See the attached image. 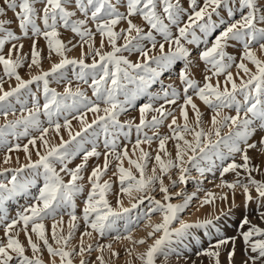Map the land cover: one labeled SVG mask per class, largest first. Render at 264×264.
Instances as JSON below:
<instances>
[{"label":"snow or ice","instance_id":"6c2138e0","mask_svg":"<svg viewBox=\"0 0 264 264\" xmlns=\"http://www.w3.org/2000/svg\"><path fill=\"white\" fill-rule=\"evenodd\" d=\"M37 3L41 6L37 7ZM69 4L73 7L70 8ZM6 10L14 13L23 37H29L30 34L31 37L42 36L47 42L48 58L51 59L55 53L60 59L53 62L48 70H41L30 75L29 79H24L18 70L25 65L29 69H39L43 59L41 51L33 39L30 57L25 55L22 52L24 45L19 43L21 36L11 30L13 21L0 19V115L4 118V123L0 124V148H6L3 157L5 165L11 160L9 154L21 148L27 160L18 167L0 168V176L5 177L0 179V226L3 227L0 264H57V260L59 264H74V255L80 257L79 264H86L85 253L90 254L93 248L91 244H84L83 237H92L93 232L101 237L115 232L114 241L131 242L132 247L127 249L129 256L135 252L141 264H156L157 257L166 255L174 239L182 240L189 229L205 228L220 219V216H215L195 223L181 220L178 228L171 227L179 214L190 207L196 193L184 195L183 191L171 192L170 188L188 183L190 167L201 175L206 170L211 171L200 166V161L209 159L210 155L222 161L232 158L221 168V178L229 172L239 177V170L244 171L247 182L237 179L229 183L222 179L218 187L231 190L233 204L235 192L239 188L246 205L253 201L257 203L259 219L264 221V180H257L252 175L253 172L264 174V169L254 165L249 155L250 150L264 155V134L258 140L252 139L257 132L264 133V59L257 54H264V0H189L188 8H184L180 0H126L125 13H121L112 0H3L0 16ZM77 13L81 14V18L73 19ZM134 16L143 20L147 30L133 22ZM38 21L42 22L43 27ZM122 21L127 27L116 31V26ZM90 22L95 32L89 28ZM60 27L78 35L82 49L87 45V52L82 51L80 58L67 56L70 49L60 39ZM97 33L101 37L99 48L94 44ZM105 38L110 47L108 51L103 50ZM120 40L123 43H118ZM233 41L242 45L239 62L226 50ZM187 45L204 46L198 58L206 67H210L203 83L190 73L191 50ZM6 47L8 50L5 52ZM132 55L136 56L135 60L129 58ZM88 56L91 57V63L85 61ZM178 61L184 62L177 73L182 87L177 90L171 85L163 86L160 78L170 73ZM246 61L255 66V71L248 67ZM69 66H72L78 81L89 85L94 99L80 87L73 89L71 81L64 86L63 92L50 86L51 79L57 82L65 79ZM233 66L237 69L235 75L230 70ZM241 71L244 75H241ZM222 75L223 80L220 79ZM4 77L9 81L14 78L15 85L9 84L5 90ZM34 83L42 93V104L39 96L29 89ZM158 83L161 85L160 90L150 92L152 86ZM129 85L135 87L130 88ZM21 90L30 92L32 106L27 107L22 103L19 109L21 114L17 117L12 98L19 102ZM141 95L146 96L148 102L139 106V122H122L121 114L126 113ZM121 96L123 99H120ZM194 97L212 110L208 128L203 126V113ZM181 99L182 103H178ZM69 100L71 103H68ZM160 101L163 102L158 103ZM166 105L179 109L183 123L178 122L174 110L166 108ZM226 108L233 109L235 114H225L223 110ZM88 113L93 117L90 122ZM149 113L155 114L148 119ZM10 114L15 118L9 119ZM41 115L47 118V127L43 126ZM69 115L72 119L68 118ZM61 116L63 123L60 122ZM169 117L167 127L170 135L160 137L157 132L148 135L143 131L145 128H157ZM72 120H77L80 125L74 133ZM62 128L68 130L69 139L65 140L61 136L58 144L50 143V130L59 135ZM225 128L227 132L223 131ZM133 129L136 133L134 142L131 140ZM31 130L38 132V135L31 136L28 143L10 144L9 136L16 139L28 137ZM89 134L94 137L91 141L87 140ZM120 134L131 144V154L128 144H118ZM101 135L105 148L104 165H97L88 175L90 189L84 201L82 216L78 217L74 196L84 191V185L79 182L84 179L82 172L89 158L102 155L96 146ZM156 138H159L158 151L154 156L151 174H148V163L153 157L142 145L150 146ZM169 141L174 142V157L167 149ZM38 142L44 151L37 149V159L32 160L29 145L35 148ZM89 142L92 147L85 148L84 144ZM73 144L75 147L70 148ZM222 145L227 149V154L221 151ZM137 152L139 155L133 159ZM236 155H239L240 162L236 161ZM77 156L81 157V162L69 168L68 163ZM110 157L118 162L117 172L113 173L118 175L119 181L115 208L107 199V194L112 191V183L109 180L101 182ZM125 160L128 161L127 168L123 166ZM172 169H178L176 179L171 176ZM26 170L31 178L21 179ZM165 177L168 178V184L165 183ZM41 178L42 184H39ZM32 187H37L33 202L23 207L15 218L9 219L5 203L15 197L28 195ZM157 189L162 194L161 199L152 195ZM253 189L256 197L252 195ZM125 196L129 199L130 207L123 205ZM174 196H184L183 202L172 203ZM215 199V194L208 192L201 206L214 204ZM220 199L227 200V193ZM66 208L71 210L68 212V231L64 234L61 213ZM134 209L137 210L135 216L132 215ZM157 213L160 220L152 223L151 216ZM221 213L227 214L223 209ZM58 215L60 219L57 221L55 217ZM48 217L54 218L51 226L54 244L49 242L44 223ZM141 219L147 220L145 227L151 231L147 232L146 237L136 239L133 231ZM80 220L85 226L80 246L78 249L69 248V241ZM118 221H123L122 229L117 227ZM239 228L237 236L217 239L196 255L208 257L210 264H221V252L231 244L226 259L228 264H233L236 240L240 239L249 253L242 264H264V227L244 216L239 221ZM21 232L26 237V244L19 238ZM148 239H152L151 244H148ZM137 244H147V247L143 252H136ZM26 247H30L31 255L26 254ZM106 247L113 256L118 255L111 243ZM104 248V245L98 246L101 252ZM44 250L48 253V261L43 258ZM97 259L100 264H105L102 255ZM128 264H132V261H128Z\"/></svg>","mask_w":264,"mask_h":264},{"label":"rangeland","instance_id":"374dc122","mask_svg":"<svg viewBox=\"0 0 264 264\" xmlns=\"http://www.w3.org/2000/svg\"><path fill=\"white\" fill-rule=\"evenodd\" d=\"M182 6L184 8L189 7V0H180ZM112 3L116 4L119 11L121 13L126 12V0H112ZM0 6H3V0H0ZM41 5L37 3V7H40ZM70 8L73 7L72 4L68 5ZM75 18H81V14L77 13V17ZM216 17L214 16V19ZM238 18V17H237ZM0 19H10L13 21V23L10 25L11 30L15 32L17 35L21 36V40L19 43H22L24 45L22 52L30 57V49L33 42V39L37 41V48L41 51V56L43 57L41 61V67L32 69H29L26 65L22 66L18 71L20 75L24 79H29L30 75H35L41 70H48L53 62H58L60 59L59 56H57L55 53H53L51 59L48 58V48H47V42L46 40L40 36V37H31V34L29 37H23L21 30L18 27V22L16 21V18L14 16V13L11 10H6L5 14L0 16ZM133 22L139 24L141 27H145V30H147L145 23L139 16L132 17ZM186 19V17H185ZM38 24H40L41 27H43L42 22L38 21ZM127 25L125 22H121L118 24L115 28L116 31H119L122 28H126ZM89 28L95 32L94 25L90 22ZM60 31V39L65 42V44L69 47V51L67 52V56L69 58H80L81 52H87L88 47L85 44L83 49L80 47V44L82 41L80 40V37L73 33L70 29H65L63 27L59 28ZM172 31L175 33L176 29L173 27ZM157 39L159 40L160 37L157 36ZM100 40L101 37L97 33L94 37V44L95 47H100ZM118 43H123L122 40L118 41ZM72 45H76V47H72ZM230 47H228L226 50L230 55H233L236 57L237 62H239V58L242 54V45L233 41L231 42ZM191 50V57L192 65L190 66V73L194 79H196L198 82L203 83L204 76L208 71V67L204 64L203 61L199 60L198 54L199 51L203 49V45H200L199 47L193 46V45H187ZM7 47L5 48V52L7 51ZM104 51L110 50V47L108 46L105 38V47L103 49ZM167 50V46H166ZM125 55H128V53H124ZM262 59H264V54L257 53ZM130 59L135 60L136 56L132 55L129 56ZM86 63H91V57L88 56L85 58ZM248 63V67L255 71V66L251 63ZM184 66L183 61H178L176 65L173 66V69L170 73H165L160 79L163 82V86L167 87L171 85L172 87L177 88L179 90L182 86L180 85V82L177 79V73L180 68ZM78 70V68H77ZM233 74L235 75L237 72L236 67H232L230 69ZM0 75H2V66H0ZM241 75H244L241 71ZM221 80H223V75L220 77ZM5 83L4 88L5 90L8 89L9 84L12 86L15 85L14 78L9 81L7 77H4ZM68 81L72 82V87L75 89L76 87H80L83 89L87 96L92 97V89L89 87L88 84H85L81 81H78L75 78V74L73 72L72 66H69L66 73H65V79L61 82H57L54 79L50 80V86L57 89L58 92H63L64 86L67 84ZM237 83H239V77H237ZM90 84V80H89ZM42 87V85L40 86ZM130 88L135 87L134 85H129ZM161 85L155 84L152 86V88L149 90L150 92H157L160 90ZM29 89L31 93H36L40 98V103H43V96L40 91H38V85L32 84L29 86ZM191 94V93H190ZM120 99H123V96L120 97ZM195 103L198 105L200 111L203 113V121H204V127L208 128L210 127V118L212 115V110L208 108L205 104H203L202 101H200L198 98L194 97ZM147 97L144 95H141L137 98V100L134 102V105L131 107H128L127 112L121 114L120 119L121 121H127V120H134L136 123L139 122V106L142 103H146ZM163 101H160L158 103H162ZM12 103L16 107V116L18 117L21 113L19 111L21 104H26L27 107H31V95L29 91L21 90V95L19 97V102L16 98H12ZM68 103H71V100L68 101ZM178 103H182V99L178 101ZM158 106V104L156 105ZM166 108H171L174 110L175 114L178 117V122L183 123L182 119L179 116V109L175 106H169L166 105ZM225 114L234 115L235 112L233 109H224L223 110ZM190 113V119L192 117L191 109L189 108ZM155 113H149L148 119L151 118L152 115ZM15 117L11 114L9 115V119H14ZM69 119H72L71 115L68 117ZM92 114L88 113L87 119L89 122L92 119ZM40 120L43 123V126L47 127V118L44 115L40 116ZM60 122L63 123V116L60 117ZM4 123V118L2 115H0V124ZM170 123V117L165 120L163 124L158 126L157 128H145L143 131L147 132L148 135H152L153 132L159 133V136H166L170 135V129L167 127V124ZM80 128L79 122L77 120H72V131L73 133L78 131ZM22 130V129H21ZM224 132H227L228 129H223ZM264 134L257 132L252 139L258 140L259 137ZM38 135V132L35 130L30 131V135L28 137H20L19 139H16L13 136H9L8 140L10 144L20 143L21 145H24L28 143V140L31 138V136ZM63 137L65 140L69 139L68 136V130L62 128L59 135H57L53 130H50L48 133V139L50 143L52 144H58L60 142V137ZM136 138L135 130L133 129V132L131 134V140L134 142ZM191 139V137H188ZM94 139L93 136L90 134L87 136V140L91 141ZM158 143L159 138H156L152 141V144L149 146L148 144L142 145L145 151H148L152 154L153 159L149 161L148 167H147V173L151 174L152 166L155 164L154 156L156 152L158 151ZM118 144L123 146L124 144H128L130 154H131V144L128 140L124 139L123 135L120 134ZM97 150L102 153L99 157H90L87 163L86 168L83 170L82 175L84 179L80 181L79 183H82L84 185V191L82 193H77L74 196V201L76 204V215L78 217L82 216V209L84 206V201L87 196V192L90 189V185L88 183L87 177L91 173L92 169L96 167L97 165H100L101 167L104 165V156L103 153L105 152V148L103 146V135L99 137V140L97 142ZM70 148H74L75 145H70ZM85 148L90 149L92 147V144L85 143ZM29 149L31 151V158L32 160L37 159L36 151L39 149L41 152L44 151L43 147L40 146V143L38 142L36 147L29 145ZM167 149L169 152L172 153L173 157L175 156V149H174V142L169 141L167 143ZM221 151H223L225 154H227V149L224 148V146H221ZM6 153V148H0V168L3 167H18L20 164H24L27 162L26 160V154L23 152L22 148L20 150H14L9 155L11 156V160L9 164L5 165L3 163V157ZM139 153L137 152L136 155H134L132 158L136 159ZM249 155L252 157V163L254 165H260L262 169H264V155L259 154L256 151L249 152ZM18 158V160H17ZM110 163L108 165V169L106 173L101 177V182L104 180H109L112 183V191L107 194V199L109 200V203L112 207H117L116 201H117V195L116 193L119 190V181H118V175H114L113 173L117 172L116 164L118 163L114 158H109ZM231 157H229L228 160H220L218 157L214 155H210L209 159L207 160H201L200 166L205 169H211V171H205L203 175L199 171H197L194 168H191L188 173L189 180L188 183L185 185L178 184L176 187L170 188L171 192H184V195H190L193 192L196 193L194 199L191 202V205L188 209H186L184 212L179 214L178 220L173 221L171 227L178 228L180 226V221L183 220L187 223H195L198 220H204L206 218H212L215 216H220L219 220H215L213 225L207 226L205 228H193L188 230V234L183 237L182 240H173L172 244L170 245V248L166 250V255H159L156 259V264H210V260L206 256H197L196 253L198 251H202L203 249H206L209 247L210 243H215L217 239L227 238V237H235L238 235V232L240 231L239 228V221H241L244 216H247L249 220L252 221V223H255L261 227H264V221H261L259 219L258 214V205L256 202H248L247 205L244 201V196L241 192V190L238 188L235 192V203H232L233 195L230 189L219 186L221 185V180L227 181L229 183L239 179L241 182H247L246 181V174L243 170H239L241 175L239 177L236 176L234 172H229L224 175L223 178L220 177V170L223 166H225L228 162L231 161ZM235 159L237 162H240L239 155L235 156ZM81 162V157L77 156L76 158L72 159L68 163L69 168H74L77 164ZM125 168L129 167L128 161H124ZM59 168V165L57 166ZM135 172V169H133ZM10 173L8 174V178H10ZM62 175H64L62 173ZM252 175L257 180H264V174L261 172H253ZM171 176L173 179H176L178 176V169H172L171 170ZM28 178L30 179V173L26 170L25 173L21 175V179ZM67 176L65 175V180H67ZM0 179H5L4 176H0ZM165 183L168 184V178L165 177ZM39 184H42V178L39 181ZM39 186V185H38ZM37 186V187H38ZM37 187H32L28 190V195H21L18 197L13 198L10 201H7L4 205V208L6 209L7 216L9 219L15 218L17 213L23 210V207L27 206L28 204L32 203V197L37 194ZM212 192L215 194L216 199L214 204H203L201 206V202L204 199L206 193ZM225 193L228 195L227 200L220 199L221 196H223ZM156 197V199H161L162 194L158 191V189L152 193ZM253 197H256L257 194L255 190H252ZM184 199V196L180 197H173L172 203H182ZM147 203V202H146ZM123 205L124 207H130V202L128 197H123ZM221 209H223L225 214L221 213ZM231 209V211H229ZM70 208H66L61 215H63V230L64 234H67L68 231V221H69V215L68 212L70 211ZM144 209H140V211H143ZM137 214V210L134 209L132 212V215L135 216ZM53 217H48L45 219L44 223L46 225L47 234L49 237V242L54 244V241L51 240V226L53 223ZM55 219L58 221L60 219V216H56ZM160 215L154 214L151 216L152 223L159 222ZM147 223V220L141 219L140 223L134 228L133 236L136 239H140L141 237H146L147 232L151 231L150 228H146L145 224ZM118 228H123V221L117 222ZM247 229V226H245V230ZM90 230V229H89ZM19 231V229H17ZM59 231V229H58ZM85 231V226L83 224V221H79L78 228L74 231V234L69 241L68 247L69 248H79L80 246V240H81V234ZM116 235L115 232L111 234H106L105 236L101 237L98 233L93 232L92 237H83V241L85 245L91 244L93 250L91 253H85L84 259L86 261V264H100L99 260L97 259L98 256H103L105 264H128V261H132V264H141V262L136 258V253L134 252L131 256H129L127 249L131 248V242L127 240H120V241H114L113 237ZM159 235V234H158ZM3 237V227L0 226V238ZM20 240L27 243L26 237L23 232L20 233ZM33 239L35 240L36 237L33 236ZM111 243L113 250H115L118 255L113 256L109 250L107 249V245ZM152 243V239H148V244ZM99 245H104L105 248L103 252L98 250ZM231 244L227 246L222 252H221V264H228V261L226 259V252L231 248ZM236 255L233 258V264H242V262L248 258L249 253L245 250V246L243 245L242 240L237 239L236 240ZM147 247V244H137L135 246L136 252H143ZM26 254L31 255V249L30 247H26ZM43 258L45 261L49 260V256L46 250L43 251ZM74 264H79V256H73ZM57 264H59L57 260Z\"/></svg>","mask_w":264,"mask_h":264}]
</instances>
